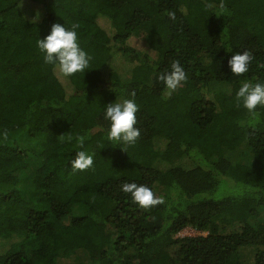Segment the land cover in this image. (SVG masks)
Wrapping results in <instances>:
<instances>
[{
    "label": "trees",
    "instance_id": "16d2710c",
    "mask_svg": "<svg viewBox=\"0 0 264 264\" xmlns=\"http://www.w3.org/2000/svg\"><path fill=\"white\" fill-rule=\"evenodd\" d=\"M53 23L77 26L83 72L44 62L36 41ZM243 51L248 71L231 73ZM173 61L187 78L167 95L157 77ZM244 81L264 83V0H0V264L76 250L88 264H264V106L228 101ZM124 98L138 105L134 144L107 139L104 109ZM238 149L251 164L226 158ZM81 150L93 165L73 170ZM133 182L162 202H133ZM187 227L206 235L177 237Z\"/></svg>",
    "mask_w": 264,
    "mask_h": 264
},
{
    "label": "clouds",
    "instance_id": "9594fccd",
    "mask_svg": "<svg viewBox=\"0 0 264 264\" xmlns=\"http://www.w3.org/2000/svg\"><path fill=\"white\" fill-rule=\"evenodd\" d=\"M174 16V13H169ZM75 24L66 27L65 24L53 23L49 33L36 41V46L43 55L44 62L51 64L63 77H69L77 72H83L89 66L90 57L79 44L78 33ZM252 56L249 52H237L232 55L227 63L231 73L243 74L248 71V65ZM186 73L178 61H173L170 71L161 72L157 79L163 81L166 94L171 95L177 87L186 80ZM134 96V93H133ZM238 101H242L243 107L255 114L258 105L264 106V83L242 82L236 92ZM138 105L134 99L124 98L116 102H110L104 109V119L109 121L107 139L117 143L134 144L140 135L136 113ZM69 141L72 136H68ZM81 146L84 137H76ZM93 165V157L86 151H79L71 161L73 170H84ZM121 190L131 195L133 202L147 208L162 202V198L156 197L149 187L136 183H124Z\"/></svg>",
    "mask_w": 264,
    "mask_h": 264
},
{
    "label": "rangeland",
    "instance_id": "374dc122",
    "mask_svg": "<svg viewBox=\"0 0 264 264\" xmlns=\"http://www.w3.org/2000/svg\"><path fill=\"white\" fill-rule=\"evenodd\" d=\"M220 87L219 86H214L211 89L212 93L219 92ZM230 105H233L234 107L242 110L243 109V104L242 101H238L237 98H229L228 99ZM12 140L15 145L20 146V147H26L28 142L26 131L25 130H19L14 133H12ZM225 156L227 159H229L233 163H243V164H251L253 161V154L250 149H238L235 151L231 150H225L224 151ZM32 155L29 156L28 159H31ZM35 160L34 164H39L42 161V157H37V158H32ZM24 174H21V181L23 184H21V188L23 189V195L25 200H31L34 198V192L32 191V186L29 183H26V179L28 178L30 171L23 172ZM26 183V184H25ZM28 184V185H27ZM156 192L160 196H164L166 194V191L160 187L156 186ZM199 235H206V233L199 232L192 227H187L183 231H181L177 237L183 238V237H196ZM89 263V258L88 254L84 250H76L71 253L65 254V253H60L57 260L56 264H88Z\"/></svg>",
    "mask_w": 264,
    "mask_h": 264
}]
</instances>
